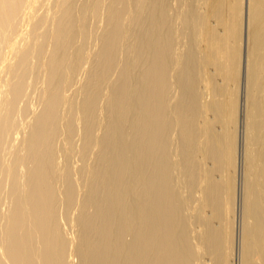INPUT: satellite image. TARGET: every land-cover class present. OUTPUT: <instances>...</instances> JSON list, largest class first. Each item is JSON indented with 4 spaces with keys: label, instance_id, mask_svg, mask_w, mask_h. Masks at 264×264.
<instances>
[{
    "label": "bare ground",
    "instance_id": "bare-ground-1",
    "mask_svg": "<svg viewBox=\"0 0 264 264\" xmlns=\"http://www.w3.org/2000/svg\"><path fill=\"white\" fill-rule=\"evenodd\" d=\"M78 1L0 0V264H233L241 23ZM252 13L236 264H264V0Z\"/></svg>",
    "mask_w": 264,
    "mask_h": 264
},
{
    "label": "rangeland",
    "instance_id": "rangeland-1",
    "mask_svg": "<svg viewBox=\"0 0 264 264\" xmlns=\"http://www.w3.org/2000/svg\"><path fill=\"white\" fill-rule=\"evenodd\" d=\"M84 2H85V0H80L77 3H80L81 4V3H84ZM130 2H133V0L132 1H129V4H132V6H133V3H130ZM170 3H171L170 4L171 5V10L172 9L174 10L171 13L176 14L177 16L178 15H181V16H179L180 17L179 19L176 17V19H177L176 22H178V20H179L180 21L179 24L180 25L182 24L181 27L179 26L178 23H177L178 25L176 24L177 26H179L178 28H180V29H183L182 27L184 25H186V23H187V22L185 23L186 18H188L187 20H189L191 18H192V20H194L195 18L193 16H195V15L198 16L199 14L202 15V16H206L207 15L206 16V19H208L207 21H210V23H209L208 26H210L212 24V26H214V28L217 29L218 31L219 30H224L226 28L224 23H226L229 26H230L231 23L232 24L234 23V25H235V23L237 24V22H240L242 24L241 25L240 23H238V24H240V28H239V25H238V29L241 30V34H240V36H241V40H240V56H239V57H241V59H239L240 60V64H239L240 67H239V70L237 71V73L235 71L233 72V75L235 74V76L232 77V82L229 83V86H228V88L230 89V91H233L232 92L233 93L232 94V101H233L234 106L236 108V116H234L235 129L233 131V141H234V143L236 144V147H237V162L238 163H237L236 168H239L236 171V176H237L236 177V193H235V198H234V205H235V207H234V217H236V219L234 218V228H233V230L236 232V234H235V232L233 231L234 232V235H233L234 237L233 238L235 239V240L233 239L234 240L233 241L234 242V247L233 248H235V246H236V248L233 249L234 250V253H235V255H233L234 256V260H235V262L233 264H236L237 263V245H238V240H239L238 239L239 238L238 237V234H239V229H240L239 227H241L240 226L241 225V223H240V221H241V212H242L241 211L242 210V205L241 204H243V175H242L243 174L242 173L243 170L241 169L242 168V162H241L242 161V158L241 157H242V154H243V152H242L243 149H244L243 147H245V143H244L245 142L244 141L245 138H243V137L246 136V123H245V120L243 119V116H244L243 113H245V111H244L245 110V106L248 105V101H247V92H248L247 91L248 90V85H247V60L246 59H248L247 54H249V52H251V50L253 48V40H252V37L254 35V32H255L256 29H258V26L257 25H258L259 21H262V20H258V22H257V19H259V18H257V19L254 18L252 16L253 15V13H252V14H250V16H251L250 17V21L251 22H249V9H250L251 0H201V1L200 0H172V1H170ZM239 4H240V6H239ZM78 7H79V4H78ZM80 7H81V5H80ZM195 9H197V10L195 11ZM238 9H240L239 12H238ZM198 10L200 11V13L198 12ZM178 11H181V12H179L180 14L178 13ZM191 12H193V14H195V15L190 16V15H192ZM103 13L104 14L105 13L107 14L106 11H104ZM211 14L214 17L211 16ZM238 14H239V16H238ZM200 15L198 16V20L200 19ZM197 16H196V20H197ZM102 17H103L104 20H107V18L105 17V15L102 14ZM251 18H254V20H256V21L254 22V20H252ZM204 19H205V17H204ZM104 20L102 21V19H100L101 23L97 22L95 25H94V23H95L96 20H91V25L93 24L95 27H96L97 24H98V26H99V24L101 26H105L104 22H106V21H104ZM220 20H222V21H220ZM234 21H237V22H234ZM263 21H264V19H263ZM193 22L195 23V21H193ZM194 25L195 24H193V27H194ZM94 26H93V28H94L93 30L95 31L96 34H97V31H100V30L102 31L103 29L106 28V26H105V28L104 27L102 28L101 26H99V28L98 27L95 28ZM206 26H207V24H206ZM186 27L184 26V28H186ZM193 27L191 29H193ZM186 29H188V28H186ZM103 31H105V30H103ZM99 34L101 35L102 33L100 32ZM98 35L96 37H98ZM93 39L90 42H93L95 40V39L94 40ZM185 39H187V38H185ZM97 42H98V40H97ZM92 44L90 45V43L88 42L86 44V46L88 47L87 49L93 50V49L90 48V47H92ZM94 46H95V43H94ZM124 47H126V46H124ZM98 48H94V50L95 49H98ZM184 48L186 49V46H184ZM126 49H127V47H126ZM120 53L121 54H119V55L122 56V57H121V61L120 60H118V61H119V64H120V62L122 64V65L120 64V66H119L120 67L119 70L121 69L120 71L122 72L123 67H124V64H125L124 63L125 62L124 60H126L127 50L125 51V49H123V46H122V48L120 50ZM93 54H94V52H93ZM120 56H119V58H120ZM122 61H124V62H122ZM89 64L90 65L87 64V67L88 66H91L92 61ZM119 70H118V66H117V71L115 69L116 72L114 71V73L112 74L113 75V77H112L113 80H115L114 79L115 76H116L115 78H117V79L119 78V74H121L119 72ZM85 72H87V71H83V74H82V72L79 73V75L77 76V79H76L78 82H77L76 85L73 86V87H75V86L76 87L74 89H71L72 91L75 90L72 93H74L73 96L76 99L74 97L73 98H74V100H77L78 99L77 100V103L78 104H81L83 102L82 99H84V94H82L83 96L80 95L81 93L84 92V88L82 87V85L85 84V83H87L88 80H89L88 72H87V74ZM215 75L217 76V79H219L218 82H221L223 84L224 83L223 82V77L221 75L219 76V74L218 75L215 74ZM78 83H80L79 86H77ZM109 83H110L111 86L113 85V83H111L110 80H109L108 84ZM221 83H220V85H221ZM108 84L106 86H108ZM110 85H109V88L111 87ZM77 87H81V90L82 91L80 90V93H79V89L77 90ZM107 88L108 87H106L105 89H107ZM109 91H110V89H108V91H105L106 92L105 95H107V98H108V94H109L107 92H109ZM75 92H78V93H75ZM72 93H70V95H72ZM34 95H33V98H32V103H33V105H34L35 108L36 107L39 108V107H41L40 103H38L39 102V98H35L37 95H35V96ZM79 96H82V97H79ZM105 99H106V96H105L104 100ZM101 100H103V99H101ZM104 100L101 103L102 104V108H104L103 107V104L108 102V101L105 102ZM103 111H104V113L106 112V110H103ZM104 113H102V114H104ZM102 117H103L102 118V124L105 125V128L103 126H102V128H104V130L106 132L107 124H108L107 123L108 122V119H107L108 118V114L107 115L105 114V116L102 115ZM81 125H83V123ZM244 126H245V128H244ZM79 127H78V129H81L82 128L81 130H82V132H84V125H83V127H80V128ZM102 128H99L100 130H98L99 131L98 133H100V136H102L103 133H104V130ZM80 132L81 131L78 130V134ZM78 134L74 137L76 139V140L74 139V141H75L74 143H75V145H77L76 146L77 149L80 150L82 148V146H83V144H82L83 138H82V141H80V139H81L80 137H82V136H80V134L81 135H83V134L82 133H80L79 135ZM64 137H65V134H64ZM64 137L62 135V138H64ZM62 138L59 140L58 143L61 142V144H62V141H61ZM58 145H59V147L61 146L60 144H58ZM93 156H95V155L93 154L92 157ZM62 160H64V159H62ZM75 160H76V156H75ZM91 160H93V158ZM79 163L80 162H78V164ZM74 261L76 262V258H74Z\"/></svg>",
    "mask_w": 264,
    "mask_h": 264
}]
</instances>
